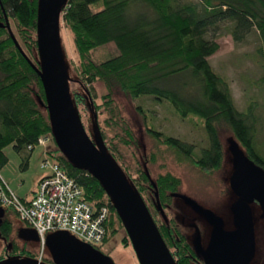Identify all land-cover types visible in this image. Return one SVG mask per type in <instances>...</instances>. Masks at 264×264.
I'll return each instance as SVG.
<instances>
[{
    "label": "trees",
    "instance_id": "16d2710c",
    "mask_svg": "<svg viewBox=\"0 0 264 264\" xmlns=\"http://www.w3.org/2000/svg\"><path fill=\"white\" fill-rule=\"evenodd\" d=\"M38 1L0 0V169L7 163L6 147L12 146L18 154L27 151L26 161L39 139L51 138L55 149L45 155L81 188L85 201L108 210L103 246L125 231L99 182L73 166L54 141L36 72ZM196 1L67 0L60 14V24L69 32L76 54V61L66 65V70L77 116L92 143L102 147L142 201L174 264H189L194 254L177 222L160 219V211L172 204L180 180L166 172L152 182L133 158L132 164L127 163L124 150L135 147L136 140L116 97L131 101L150 97L168 103L182 121L198 119L207 148L196 155L193 146L154 131L145 112L135 108L155 144L202 173L211 174L222 165L220 127L232 133L248 162L264 172V148L255 141L256 104L243 113L237 111L228 83L207 60L218 50L207 39L208 32L226 23L236 43L252 30L256 32L257 53L264 66V0ZM93 7L99 9L93 11ZM108 44L114 45L117 56L94 62L92 51ZM11 230L4 217L1 236L8 237ZM127 241L125 234L122 243ZM18 251L19 257L1 256L0 261L34 259L26 250Z\"/></svg>",
    "mask_w": 264,
    "mask_h": 264
},
{
    "label": "rangeland",
    "instance_id": "374dc122",
    "mask_svg": "<svg viewBox=\"0 0 264 264\" xmlns=\"http://www.w3.org/2000/svg\"><path fill=\"white\" fill-rule=\"evenodd\" d=\"M189 1L197 3L196 0ZM92 9L97 11L99 8ZM59 28L65 66H72V61H76V54L71 36L62 24ZM229 28L228 24L221 23L208 32L207 39L215 42L218 50L207 60L213 71L228 83L237 111L243 113L250 104H256L255 115L259 122L255 141L258 147L264 148V66L257 53L259 37L252 30L241 42L236 43ZM117 54L113 44L92 51L94 62L109 60ZM116 98L136 140L135 147L130 146L124 150L127 163L132 164L133 158L152 182L158 175L166 172L180 180L172 204L160 211V219L175 220L198 258L206 264H264L263 211L255 202L236 196L229 187V180L237 169V163H248L243 147L232 133L225 127L219 128L222 165L215 172L205 174L179 160L161 145L155 144L135 108L139 106L145 112L154 131L193 146L196 155L207 148V138L198 119L182 121L168 103L158 102L150 97L136 101L122 96ZM44 143L36 144L26 161L24 155L28 154L27 151L18 154L12 146L4 149L7 163L0 169V180L17 198H28L36 189L40 177L49 173L52 160L45 152L54 150L55 145L51 138H46ZM44 161L49 166L42 168ZM0 216L5 217L12 226L8 237L0 234V257H19L18 250H22L19 234L28 226L10 210H4ZM239 229L246 230L247 236L244 239L237 235L236 231ZM53 234L48 233L46 239ZM228 234H232L231 238L225 242L224 237ZM124 235L123 232L119 233L99 249L111 264H138L129 242L122 243ZM66 236L73 239L71 235ZM236 241H244L243 248L248 246V249L242 258L232 259V251L225 244ZM26 250L34 255V260L42 263L51 256L46 243L42 252L39 242H28Z\"/></svg>",
    "mask_w": 264,
    "mask_h": 264
},
{
    "label": "water",
    "instance_id": "95a60500",
    "mask_svg": "<svg viewBox=\"0 0 264 264\" xmlns=\"http://www.w3.org/2000/svg\"><path fill=\"white\" fill-rule=\"evenodd\" d=\"M67 0H39L36 70L45 95L52 135L59 151L76 168L85 170L102 186L118 214L138 264H174L145 206L102 147L93 144L71 101L60 43V14ZM238 197L257 203L264 215V172L251 163H237L229 180ZM0 208V213H3ZM23 233V231H21ZM27 241L38 242L34 231ZM66 233L45 239L56 264H111L90 246ZM75 239V240H74ZM0 264H44L31 258H7Z\"/></svg>",
    "mask_w": 264,
    "mask_h": 264
},
{
    "label": "built area",
    "instance_id": "2783aa9c",
    "mask_svg": "<svg viewBox=\"0 0 264 264\" xmlns=\"http://www.w3.org/2000/svg\"><path fill=\"white\" fill-rule=\"evenodd\" d=\"M45 141L39 139L37 144ZM47 166L44 161L42 168ZM0 208L13 210L35 232L41 252L48 233H66L91 248H100L105 237L107 208H94L85 201L81 188L53 163L28 201H21L0 180Z\"/></svg>",
    "mask_w": 264,
    "mask_h": 264
},
{
    "label": "flooded vegetation",
    "instance_id": "af4514ba",
    "mask_svg": "<svg viewBox=\"0 0 264 264\" xmlns=\"http://www.w3.org/2000/svg\"><path fill=\"white\" fill-rule=\"evenodd\" d=\"M244 200H249V199H247V198H243ZM250 201V200H249ZM254 202V201H253ZM257 204V203H256ZM264 217V216H263ZM2 217L0 216V222L2 221ZM170 220V219H169ZM168 220V221H169ZM23 231V233L21 232L20 234H19V237H20V239H21V241H22V245H21V248L23 249V250H26V245H27V243L28 242H31V241H27L26 240V238L27 237H29L28 236V234H26V233H24V231H32L29 227L27 228V229H25V230H22ZM237 232V235L238 236H240V237H242L241 239H244L243 237L244 236H247L245 233H246V230H243V229H239V230H237L236 231ZM235 232V233H236ZM181 233H182V231H181ZM183 234V233H182ZM184 235V234H183ZM231 235L232 234H228V235H226L225 237H224V239H225V242L228 240L229 241V239L231 238ZM236 235V236H237ZM249 235V234H248ZM185 237V236H184ZM240 237H238V239L240 238ZM186 238V237H185ZM187 240V239H186ZM246 241V240H245ZM188 242V241H187ZM243 242L244 241H236V242H233L232 244H229L228 243V245H226L225 244V246H227L231 251H232V254L230 255V257L233 259V258H242V256L244 255V252H246L247 251V247L245 246L244 248H243ZM189 244V243H188ZM190 245V244H189ZM15 248V247H14ZM190 248L192 249V251H193V255L192 256H190V258H189V264H206L203 260H201L200 258H198V256L196 255V252L194 251V249L191 247V245H190ZM96 253H98V254H100L101 256H103V257H106L101 251H100V249L99 248H92ZM27 251V250H26ZM107 258V257H106ZM239 261V260H238ZM44 264H56L54 261H53V259L50 257V258H47V260L45 261V262H43Z\"/></svg>",
    "mask_w": 264,
    "mask_h": 264
},
{
    "label": "crops",
    "instance_id": "0c3cea01",
    "mask_svg": "<svg viewBox=\"0 0 264 264\" xmlns=\"http://www.w3.org/2000/svg\"><path fill=\"white\" fill-rule=\"evenodd\" d=\"M45 176V175H44ZM44 176H41L40 177V179L42 178V177H44ZM39 179V180H40ZM34 192V191H33ZM33 192H32V194H33ZM32 194L28 197V198H19V199H22V200H24V201H28L30 198H31V196H32ZM28 228V227H27ZM23 230H25V229H23Z\"/></svg>",
    "mask_w": 264,
    "mask_h": 264
},
{
    "label": "bare ground",
    "instance_id": "6f19581e",
    "mask_svg": "<svg viewBox=\"0 0 264 264\" xmlns=\"http://www.w3.org/2000/svg\"><path fill=\"white\" fill-rule=\"evenodd\" d=\"M36 235V234H35ZM37 237V236H36Z\"/></svg>",
    "mask_w": 264,
    "mask_h": 264
}]
</instances>
